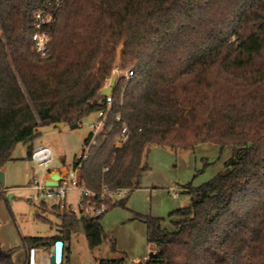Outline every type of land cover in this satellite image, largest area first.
<instances>
[{"label":"trees","instance_id":"obj_1","mask_svg":"<svg viewBox=\"0 0 264 264\" xmlns=\"http://www.w3.org/2000/svg\"><path fill=\"white\" fill-rule=\"evenodd\" d=\"M43 1L0 0V170L18 144L30 159L39 127L79 126L106 110L100 91L119 61L134 76L117 78L103 129L71 164L95 201L104 190L140 188L151 147L233 152L209 181L183 185L190 202L169 214L170 229L163 218L143 219L146 260L129 262L112 242L113 256L98 264H264V0H63L42 58L31 35ZM126 200H107L106 212ZM55 210L56 234L25 237L22 248L47 252L60 240L69 264L74 234L90 249L102 244L106 212ZM16 251L0 247V264H15Z\"/></svg>","mask_w":264,"mask_h":264},{"label":"rangeland","instance_id":"obj_2","mask_svg":"<svg viewBox=\"0 0 264 264\" xmlns=\"http://www.w3.org/2000/svg\"><path fill=\"white\" fill-rule=\"evenodd\" d=\"M119 53L121 48L118 49ZM127 69H123L117 61L112 75L115 74L117 80L121 72ZM110 79L104 87L108 86ZM97 121V115L93 113L73 129L63 123L39 127L40 136L33 145L42 144L51 149L52 161L47 168H69L73 159L82 154L84 140L93 130L91 125ZM26 152V144L16 146L13 152L16 160L8 164L5 179L4 186L8 188V193L4 200H0V246L5 250L17 249L13 256L15 264L28 263L30 248H22L23 238L52 237L57 232L59 222L55 215L57 200L38 196L30 184L32 175L40 179L43 174L37 164L26 158ZM232 152L231 146L220 148L215 144H202L192 150L177 152L151 147L146 156L148 170L143 174L140 188L117 199L120 201L127 197L124 207L115 206L102 216L101 224L105 233L102 244L90 249L82 231L74 234L68 254L69 264H98L101 259L111 258L112 242L129 262L146 260L150 249L143 219L148 216L163 218V226L170 229L171 220L175 217L169 220V213L190 202V195L184 191L183 185L191 182L192 187H198L209 181L223 170ZM75 194L76 191L69 192L67 199L74 205ZM31 209H35L33 216L30 214ZM49 253L50 249L39 253L42 264L46 263Z\"/></svg>","mask_w":264,"mask_h":264},{"label":"built area","instance_id":"obj_3","mask_svg":"<svg viewBox=\"0 0 264 264\" xmlns=\"http://www.w3.org/2000/svg\"><path fill=\"white\" fill-rule=\"evenodd\" d=\"M63 0H44L40 6L35 10L32 18L33 32L31 35L32 50L40 57L45 58L50 54V42H49V27L56 22L57 15L61 9ZM121 72V71H120ZM119 77H123L126 81L130 80L134 76L133 68H129ZM118 77V78H119ZM116 83V82H115ZM112 91L105 97L106 110H99L96 115L98 121L91 125L93 130L91 131L93 136L97 135L104 127L106 122L107 111L112 104ZM118 119V118H117ZM128 134L126 126H123L121 135L123 140L126 139ZM93 143V139L90 144ZM119 144V143H118ZM89 146L85 148L83 154L79 157H85L87 155ZM30 160L33 161L41 168L42 177L39 179L37 175H32L30 184L36 191L37 195L46 199H56L58 204L57 208L60 211H67L70 214L77 216H91L98 217L107 211V200L111 203L117 201V199L126 195L125 189H117L114 191L104 190L98 197L99 201H95L97 195L87 189L81 182L80 173L78 169L72 168V166L65 167V171H58L61 175V179L57 181L55 186H46L45 181L51 172L47 167L52 161V151L48 146L39 144L34 147ZM71 191H76L73 202L68 201V194ZM156 251H154L155 253ZM33 261H29L30 264H42L39 251L34 249ZM49 257V256H48ZM48 257L45 264H48Z\"/></svg>","mask_w":264,"mask_h":264},{"label":"water","instance_id":"obj_4","mask_svg":"<svg viewBox=\"0 0 264 264\" xmlns=\"http://www.w3.org/2000/svg\"><path fill=\"white\" fill-rule=\"evenodd\" d=\"M116 82V75H112V78L110 79V82L107 87H104L100 91V95L103 97H106L109 95L112 91L113 86ZM72 129L78 127V124H73L70 126ZM61 179V175L58 172H50L46 181V186H55L57 184V181ZM4 185V179L2 174L0 173V187ZM9 197H12V195L9 194ZM63 242L60 240L55 241L53 246L50 248V253L48 257V264H61L63 261ZM34 257V249L30 250L29 254V261H33Z\"/></svg>","mask_w":264,"mask_h":264},{"label":"crops","instance_id":"obj_5","mask_svg":"<svg viewBox=\"0 0 264 264\" xmlns=\"http://www.w3.org/2000/svg\"><path fill=\"white\" fill-rule=\"evenodd\" d=\"M11 163V162H10ZM10 163H8V164H10ZM8 164H6L1 170H0V173L2 174V176H3V179H4V185H5V179H6V177H7V170H8ZM65 167L64 166H62V167H60V168H52V169H50L51 170V172H60V171H65ZM63 171V172H64ZM58 172V173H59ZM144 174V173H143ZM142 177H143V175H142ZM1 186L0 187V191H4V198L3 199H0V200H4L5 199V196H6V194L8 193V188L7 187H5V186ZM11 198V197H10ZM35 210V209H34ZM33 209H31L30 210V214L33 216L34 215V211ZM176 210V209H175ZM174 211V210H173ZM171 213V212H170ZM169 213V214H170ZM169 220H170V218H169ZM174 220V219H173ZM1 244V243H0ZM1 247V246H0ZM2 249V248H1ZM2 250H4V251H7V250H10V249H7V250H5V249H2ZM30 250L31 249H29V254H30ZM37 251H39V253L41 254V253H45L46 251L44 250V249H42V248H40V249H37ZM28 260H29V257H28Z\"/></svg>","mask_w":264,"mask_h":264},{"label":"bare ground","instance_id":"obj_6","mask_svg":"<svg viewBox=\"0 0 264 264\" xmlns=\"http://www.w3.org/2000/svg\"><path fill=\"white\" fill-rule=\"evenodd\" d=\"M35 255V254H34Z\"/></svg>","mask_w":264,"mask_h":264}]
</instances>
